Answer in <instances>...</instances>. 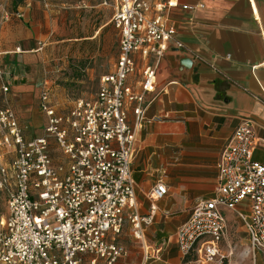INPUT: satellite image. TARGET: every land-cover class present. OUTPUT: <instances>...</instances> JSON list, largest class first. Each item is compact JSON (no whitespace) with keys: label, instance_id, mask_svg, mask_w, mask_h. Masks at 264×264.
Returning a JSON list of instances; mask_svg holds the SVG:
<instances>
[{"label":"built area","instance_id":"obj_1","mask_svg":"<svg viewBox=\"0 0 264 264\" xmlns=\"http://www.w3.org/2000/svg\"><path fill=\"white\" fill-rule=\"evenodd\" d=\"M103 4L112 7L120 37L114 69L101 77L97 93L59 112L51 90L42 88L38 106L45 115L44 133L31 139L16 111L0 108V147L14 153L11 161L0 163V191L7 196L0 264H119L128 251L117 237L127 225L141 243L140 264L161 258L164 246L148 242L147 228L168 187L157 181L149 192L150 212L142 215L132 163L137 134L153 102L146 93L155 90L157 64L176 34L167 12L179 3ZM136 55L156 59L144 69L141 93L127 83L137 69ZM232 221L243 226L254 261L258 252L264 256V140L251 119L240 121L221 151L213 196L196 202L175 233L182 258L193 257L198 264L229 258L233 249L225 241Z\"/></svg>","mask_w":264,"mask_h":264},{"label":"crops","instance_id":"obj_2","mask_svg":"<svg viewBox=\"0 0 264 264\" xmlns=\"http://www.w3.org/2000/svg\"><path fill=\"white\" fill-rule=\"evenodd\" d=\"M103 1L85 6H106ZM164 1L151 0L154 4ZM177 1L179 7L167 12L176 34L157 64L155 90L146 93L153 102L147 109V121L137 134L132 163L136 201L142 215L150 212L149 192L157 181L163 179L168 187V194L156 204L154 221L147 228L148 242L152 246L163 245L164 250L159 260L149 264H184L175 233L196 202L213 196L217 162L240 121L253 120L258 136L264 140V0ZM183 5L191 8L183 9ZM29 7H18L17 18L2 27V37L7 35L9 47L1 52L18 61L25 60L26 69L32 67L35 74H40L43 57L40 49H31L30 45L42 36L36 34V27L30 35L27 23L32 15L33 24L42 28V15L47 12L42 10L41 0L35 1L32 12ZM110 22L80 39H96ZM13 24L23 35L14 34ZM135 58L137 69L127 83L132 91L141 93L144 69L148 64L154 65L156 59L140 55ZM184 60L190 64L184 65ZM34 91V84L18 80L11 87L9 99L16 100L18 107L34 105ZM52 101L62 112L53 95ZM44 116L34 109L31 122L19 119L20 125L26 124L21 126L27 139L44 133ZM129 120H134L132 111ZM53 152L59 155L56 148ZM127 257L121 258L119 264H136L127 261ZM254 264H258L257 257Z\"/></svg>","mask_w":264,"mask_h":264},{"label":"rangeland","instance_id":"obj_3","mask_svg":"<svg viewBox=\"0 0 264 264\" xmlns=\"http://www.w3.org/2000/svg\"><path fill=\"white\" fill-rule=\"evenodd\" d=\"M35 1L38 0H22L18 3L16 0H0V43H2L0 47V108L10 106L17 111L21 122L25 123L33 118L34 109L41 112L36 101L44 87L62 89L51 90L60 111L70 108L72 102L78 98L94 96L99 90L101 77L114 69L120 37L119 30L110 22L111 8L109 6L95 8L85 6V4L95 5L101 0H41L42 10L47 12L42 15V28L33 24L32 15L27 23L30 35L34 34L36 27V34L42 36L41 40L36 39L30 45L31 49H40L43 57L40 74H35L32 67L30 70L26 69L25 60L18 61L13 55L1 52L2 49L6 50L9 47L7 35L4 34L2 37V27L13 18H17L18 7H26L29 4L30 12H32ZM106 1L110 3L112 0ZM35 18L39 21L38 15H35ZM49 22L52 23L51 26ZM108 22L110 24L100 31L96 39H80L93 35L101 25ZM12 27L14 34L23 35L18 26L13 24ZM18 80L35 85L34 105L23 104L18 107L16 100L9 99L11 87ZM4 85L8 86V91L4 90ZM21 125L25 127L26 124ZM13 156L14 153L9 149L0 147V163L11 161ZM6 215L7 196L0 191V219ZM229 216L233 218L231 213ZM117 241L127 249V261L136 264L142 261L141 244L133 237L129 225L124 228ZM225 245L229 250H231L229 245L232 246L233 254L227 259L214 260L209 264H254V254L240 222L230 223ZM257 260L258 264H264L262 253H257ZM187 261H189L188 264H198L193 257L186 261L182 258L184 264Z\"/></svg>","mask_w":264,"mask_h":264},{"label":"water","instance_id":"obj_4","mask_svg":"<svg viewBox=\"0 0 264 264\" xmlns=\"http://www.w3.org/2000/svg\"><path fill=\"white\" fill-rule=\"evenodd\" d=\"M182 63L186 66L190 64L189 60H184Z\"/></svg>","mask_w":264,"mask_h":264},{"label":"trees","instance_id":"obj_5","mask_svg":"<svg viewBox=\"0 0 264 264\" xmlns=\"http://www.w3.org/2000/svg\"><path fill=\"white\" fill-rule=\"evenodd\" d=\"M16 1H17V3H18L19 1H22V0H16ZM17 3H16V4H17Z\"/></svg>","mask_w":264,"mask_h":264},{"label":"bare ground","instance_id":"obj_6","mask_svg":"<svg viewBox=\"0 0 264 264\" xmlns=\"http://www.w3.org/2000/svg\"><path fill=\"white\" fill-rule=\"evenodd\" d=\"M246 257H248V256L246 255Z\"/></svg>","mask_w":264,"mask_h":264}]
</instances>
